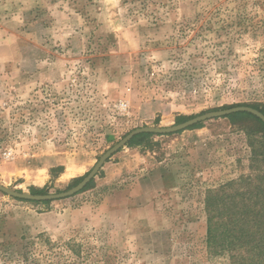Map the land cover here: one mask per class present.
Here are the masks:
<instances>
[{
  "label": "rangeland",
  "instance_id": "374dc122",
  "mask_svg": "<svg viewBox=\"0 0 264 264\" xmlns=\"http://www.w3.org/2000/svg\"><path fill=\"white\" fill-rule=\"evenodd\" d=\"M63 1L0 69V185L61 193L133 130L264 107V0ZM201 124L125 146L76 196L0 193V264L224 263L205 251L203 199L251 174L255 125Z\"/></svg>",
  "mask_w": 264,
  "mask_h": 264
},
{
  "label": "trees",
  "instance_id": "16d2710c",
  "mask_svg": "<svg viewBox=\"0 0 264 264\" xmlns=\"http://www.w3.org/2000/svg\"><path fill=\"white\" fill-rule=\"evenodd\" d=\"M249 107L264 115V107L259 105H239ZM225 109V108H224ZM216 111V110H215ZM190 118L178 117L176 124ZM231 128L245 130L244 123H254V130L245 132L247 145L250 148L251 174L235 183L236 190H208L203 199V210L206 218L205 251L211 258L224 257L219 264H264V123L248 113H236L225 117ZM202 124L187 130L200 129ZM152 134H140L133 137L126 145L128 148L149 146ZM61 171V168H60ZM79 179L70 189L76 186ZM91 182L76 195L92 188ZM31 195H44V191L31 189ZM74 195V196H76ZM222 203V209L218 205ZM40 204H49L42 202ZM236 205L238 207H236Z\"/></svg>",
  "mask_w": 264,
  "mask_h": 264
},
{
  "label": "crops",
  "instance_id": "0c3cea01",
  "mask_svg": "<svg viewBox=\"0 0 264 264\" xmlns=\"http://www.w3.org/2000/svg\"><path fill=\"white\" fill-rule=\"evenodd\" d=\"M62 4H64L63 0H4L0 3V11H3V14L0 15V69L10 61L12 47H14L16 40L20 38L21 34H26L27 31L31 29L38 30L40 34L43 32L42 30L46 28L45 26H36L38 19L43 18L45 15L42 13L43 11H39V9L42 6L47 7V11H50V16L58 19L65 16L60 8ZM70 14L73 20L81 19V16L74 13H69L67 15L69 16ZM30 15H33V17ZM56 28L57 25L54 26V30ZM70 31H72V28L69 24L63 26L62 32ZM120 170L124 172L126 169ZM54 206L58 208L63 205Z\"/></svg>",
  "mask_w": 264,
  "mask_h": 264
},
{
  "label": "water",
  "instance_id": "95a60500",
  "mask_svg": "<svg viewBox=\"0 0 264 264\" xmlns=\"http://www.w3.org/2000/svg\"><path fill=\"white\" fill-rule=\"evenodd\" d=\"M236 113H248L254 116L255 118L259 119L262 123H264V115H262V113H260L259 111L249 107H234L224 110L206 112L201 115L195 116L183 123L173 125L167 128L145 127V128L136 129L125 135L118 143H116L106 153H104L99 158L95 166L91 169V171H89L87 175L83 177L82 180L76 186L72 187L67 191L57 194L31 195V194L19 193L17 191L8 189L0 185V193L8 197H11L13 199L30 201V202H52L74 196L80 191H82L91 182V180H93L96 177L97 173L106 163V161L112 155L117 153L120 149L124 148L133 137L140 134L169 135L180 131H184L186 129H189L190 127L204 123L209 120L225 118L229 115H233Z\"/></svg>",
  "mask_w": 264,
  "mask_h": 264
}]
</instances>
